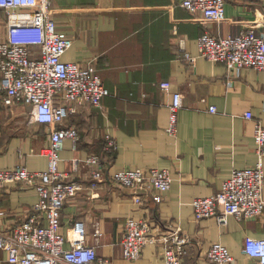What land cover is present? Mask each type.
<instances>
[{"label": "crops", "instance_id": "1", "mask_svg": "<svg viewBox=\"0 0 264 264\" xmlns=\"http://www.w3.org/2000/svg\"><path fill=\"white\" fill-rule=\"evenodd\" d=\"M50 1L57 27L73 39L62 59L93 62L109 90L99 107L80 106L63 122L75 126L78 137L75 143L64 141L59 169L82 187L60 210L61 231L81 221L86 243L108 260L105 264H162L158 244L145 245L137 260L122 256L126 218L146 217L155 232L179 230L186 239L183 264H210L205 251L215 241L233 255L227 264H260L243 252V243L246 235L264 238V212L241 220L229 215L220 224L215 216L196 219L191 201L217 192L232 168L255 162L254 123H264V70L228 71L223 63L199 55L197 38L203 32L223 37L251 27L264 32V0H224L220 21L183 8L178 0ZM185 53L195 57L192 63ZM161 81L169 82L168 89ZM176 91L182 105L177 132L171 135L166 131L168 105ZM246 111L251 118L244 117ZM105 135L116 141L112 152L104 149ZM48 144L49 127L32 119L29 105L7 106L0 99V169L20 164L44 170ZM92 153L110 160L104 169L108 176L128 167L167 168L170 188L159 202L153 191L141 190L136 203L129 188L109 178L91 187L90 167L83 160ZM36 201L32 186L0 183V232L35 213L42 223ZM0 264H14L2 248Z\"/></svg>", "mask_w": 264, "mask_h": 264}, {"label": "built area", "instance_id": "2", "mask_svg": "<svg viewBox=\"0 0 264 264\" xmlns=\"http://www.w3.org/2000/svg\"><path fill=\"white\" fill-rule=\"evenodd\" d=\"M50 2L0 0L5 26L0 38V99L7 106L29 105L32 119L49 127V144L43 151L47 158L44 170H28L20 164L0 169V183L20 182L34 188L37 196L34 209L41 212L43 222L36 220L35 213L11 231L0 232V248L6 250L8 260L14 264H58L59 261L105 264L108 260L98 256L95 247L86 243L81 221H75L66 233L61 231L60 210L81 189L82 183L67 179L66 172L59 169V161L64 141L75 143L78 137L75 126L63 124L66 117L80 106L99 107L109 90L93 62L78 65L62 59L73 39L57 27ZM177 3L207 19L224 18V0H178ZM197 45L200 56L223 63L228 71L238 72L245 67L264 70V32L255 27L223 37L203 32L197 38ZM184 58L190 63L195 59L187 53ZM159 85L168 89L169 82L161 81ZM181 105V93L172 92L166 126L171 135L177 132V112ZM208 109L214 111L215 106ZM243 115L251 118L252 113L246 111ZM253 138L255 162L232 168L217 192L193 198L191 207L196 219L215 216L220 224H225L229 215L241 220L264 212V123L255 121ZM115 148V139L105 135L104 149L112 152ZM77 161L73 160L74 169ZM83 161L90 167L91 187L109 178L129 188L136 203L141 202V190L153 191V199L161 201L162 193L170 188L172 181L167 168L128 167L114 170L108 176L104 169L109 159L92 153ZM96 234H99L97 227ZM147 244L160 246L162 264H183L186 239L177 228L155 232L149 218L127 217L121 239L123 258L137 260ZM243 252L264 264V238L246 235ZM205 257L210 264H227L234 259L229 248L218 241L209 245Z\"/></svg>", "mask_w": 264, "mask_h": 264}, {"label": "rangeland", "instance_id": "3", "mask_svg": "<svg viewBox=\"0 0 264 264\" xmlns=\"http://www.w3.org/2000/svg\"><path fill=\"white\" fill-rule=\"evenodd\" d=\"M4 33V14L0 11V38Z\"/></svg>", "mask_w": 264, "mask_h": 264}, {"label": "trees", "instance_id": "4", "mask_svg": "<svg viewBox=\"0 0 264 264\" xmlns=\"http://www.w3.org/2000/svg\"><path fill=\"white\" fill-rule=\"evenodd\" d=\"M2 13H3V11L2 10H0ZM4 14V13H3Z\"/></svg>", "mask_w": 264, "mask_h": 264}]
</instances>
